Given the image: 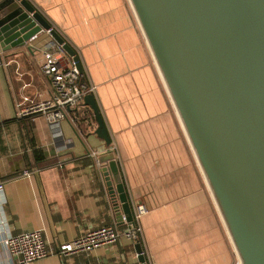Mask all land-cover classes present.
<instances>
[{"label": "crops", "instance_id": "0c3cea01", "mask_svg": "<svg viewBox=\"0 0 264 264\" xmlns=\"http://www.w3.org/2000/svg\"><path fill=\"white\" fill-rule=\"evenodd\" d=\"M78 52L111 142L90 120L51 126L43 115L19 118L16 102L47 98L41 71L46 30L27 47L4 51L0 66V181L15 232L42 229L54 253L32 264H240L204 170L130 0H30ZM73 60V59H72ZM98 156L94 157L93 152ZM114 152L135 211L143 202V236L60 257L63 244L95 228H127L114 204L100 156ZM99 162V163H98ZM31 171L25 175L24 171ZM120 214L123 217H120ZM0 243V260L6 261Z\"/></svg>", "mask_w": 264, "mask_h": 264}, {"label": "water", "instance_id": "95a60500", "mask_svg": "<svg viewBox=\"0 0 264 264\" xmlns=\"http://www.w3.org/2000/svg\"><path fill=\"white\" fill-rule=\"evenodd\" d=\"M228 227L240 264H264V0H130ZM49 32L77 50L30 0H0V47ZM95 133L111 142L93 94ZM114 204L134 211L114 152L99 157ZM123 217L121 214L119 216ZM141 264H147L141 243Z\"/></svg>", "mask_w": 264, "mask_h": 264}, {"label": "built area", "instance_id": "2783aa9c", "mask_svg": "<svg viewBox=\"0 0 264 264\" xmlns=\"http://www.w3.org/2000/svg\"><path fill=\"white\" fill-rule=\"evenodd\" d=\"M5 64L4 51L0 47V66ZM41 71L52 82L49 97L42 99L25 97L16 102L17 116L23 118L43 115L51 126H59L66 118L75 124L90 120L85 96L88 94L95 96L97 85L84 81L83 74L62 45L56 42L47 45L43 50ZM93 156L97 157L98 152H93ZM24 174L32 173L26 170ZM6 204L4 183L0 181V243L4 246L8 258L6 261L0 260V264H32L54 253L48 246L42 229L21 232L12 230ZM147 212L146 204L138 202L134 211V223L129 227L120 228L110 224L95 228L63 244L56 253L60 257H67L117 243L123 236L133 241L141 240L143 236L141 220Z\"/></svg>", "mask_w": 264, "mask_h": 264}]
</instances>
